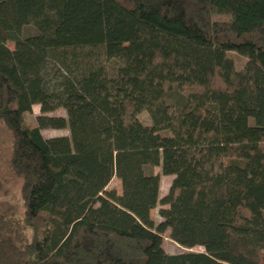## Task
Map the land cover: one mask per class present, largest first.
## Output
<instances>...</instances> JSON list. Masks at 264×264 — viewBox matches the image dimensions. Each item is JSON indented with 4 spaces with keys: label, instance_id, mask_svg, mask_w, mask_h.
Listing matches in <instances>:
<instances>
[{
    "label": "trees",
    "instance_id": "16d2710c",
    "mask_svg": "<svg viewBox=\"0 0 264 264\" xmlns=\"http://www.w3.org/2000/svg\"><path fill=\"white\" fill-rule=\"evenodd\" d=\"M0 127V264H264V0H0Z\"/></svg>",
    "mask_w": 264,
    "mask_h": 264
},
{
    "label": "rangeland",
    "instance_id": "374dc122",
    "mask_svg": "<svg viewBox=\"0 0 264 264\" xmlns=\"http://www.w3.org/2000/svg\"><path fill=\"white\" fill-rule=\"evenodd\" d=\"M36 33L35 29L28 27L24 31V36H31ZM8 47L14 50L15 45L12 42H9ZM232 57L236 58V63L239 67H241L244 62L243 58L236 54H232ZM260 77L262 74L257 71ZM41 116V107L39 105H35L33 107V113L27 117V123L30 127L34 128L37 126L36 117ZM49 117H61L67 118V113L64 109H59L53 113L47 114ZM140 120L147 126L152 124L151 118L148 113H142L140 115ZM43 135L47 139L51 138H61V137H69L68 130H53L47 129L44 130ZM11 139L8 133L0 127V210L8 211L9 213H13L16 217H20L24 212V203L22 201L21 196V182L16 180L13 176L10 175L7 166H5L8 157L11 154ZM56 154H64L69 153V149H58L54 150ZM147 173L154 174L160 176V197L163 199L169 193L171 185L173 183L174 177L164 176L162 173V169L159 167H148ZM108 190H116L118 195H122V184L121 181L117 178H114L110 183ZM168 207L159 206L157 209L151 212V218L156 223L161 222L160 210L166 209ZM165 251L168 254H178L185 251L183 248L174 243L170 238L169 234H165ZM194 251H203L202 248H196Z\"/></svg>",
    "mask_w": 264,
    "mask_h": 264
}]
</instances>
